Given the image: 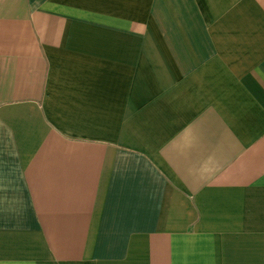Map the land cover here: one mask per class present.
<instances>
[{"label": "crops", "instance_id": "1", "mask_svg": "<svg viewBox=\"0 0 264 264\" xmlns=\"http://www.w3.org/2000/svg\"><path fill=\"white\" fill-rule=\"evenodd\" d=\"M0 264H264V0H0Z\"/></svg>", "mask_w": 264, "mask_h": 264}]
</instances>
